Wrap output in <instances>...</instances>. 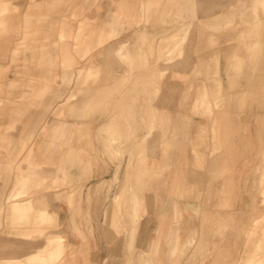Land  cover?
Returning a JSON list of instances; mask_svg holds the SVG:
<instances>
[{"label":"rangeland","instance_id":"374dc122","mask_svg":"<svg viewBox=\"0 0 264 264\" xmlns=\"http://www.w3.org/2000/svg\"><path fill=\"white\" fill-rule=\"evenodd\" d=\"M90 1L0 0V86H6L8 81L7 86L13 87L7 73L12 66L18 68V56L38 49L40 41H33L38 43L34 48L27 45L33 32L31 27L45 25L56 17L78 22L81 3ZM146 3L141 26L144 30L137 35V54L142 59L140 70L135 71L138 75L129 77L127 72L114 75L120 63L135 68L122 37L113 49L120 63H113L108 52L101 54L100 62L88 59V70H81L83 65L77 67L68 81L63 75L62 83L68 89L44 110L45 116L70 118L79 114L80 142L74 141L73 145L79 144L80 152L70 154L63 164L41 168L28 150L33 136L24 150L16 148L13 140L0 145V264H63L69 247L66 232L75 231L81 243H87L88 232L83 225L90 234L94 229L89 221L75 223L72 219H82L88 209L92 217L96 216L103 206L93 203L105 201H111L113 206L108 227L104 229L100 223L97 231L98 248L105 258L103 264H167L169 260L174 264H264V0H145ZM114 32L116 35L117 31ZM153 57L159 65L151 70ZM103 63L110 72L102 70ZM34 87L44 89L40 85ZM78 88L83 92L76 94L72 103L78 109H73L68 102ZM202 89L206 92L199 94ZM193 98L192 111L170 112L165 108L174 100L177 107H182ZM62 102L65 104L61 105ZM60 108L64 109L62 113ZM190 113L209 121V126H198L189 137L197 166L208 160L206 155L211 161L208 172L202 175L206 183L199 178V183L193 184L194 190L185 194L187 198L206 202L229 193L228 189H218L222 187L218 183L222 175L216 167L222 149L232 152L240 145L246 150L250 146L254 152L252 163L244 167L247 207L231 221L218 218L213 222L220 236L215 238L216 252L211 257L203 252V239L197 238L195 229L182 244L183 224L178 219L174 223L175 240L170 239L175 243L171 253L150 244L153 228L148 213L154 204L152 200L157 198L155 203H162L159 199L163 200L167 192L171 169L176 164L172 156L179 151ZM100 116L105 121L95 125L94 120ZM248 124L254 126L250 142L247 136L237 137L238 129L245 125L247 131ZM94 162L101 174L105 172L110 179L94 180L85 195L82 185L87 182L85 179H80L78 187L61 188L72 186V167L83 172L86 167L90 170ZM30 167L42 175L45 171L49 177L26 195L12 196L16 176ZM200 168L203 169L202 165ZM48 192L44 202L35 208V214L43 206L58 211L61 221L56 225L49 223L52 227L45 224L44 230L57 228L61 237L44 242L43 238L27 237L30 231L34 232L35 221L24 226L19 215L8 209L12 201L27 198L35 201ZM254 204L262 214L255 221H247ZM196 209L198 212L199 207ZM24 239L27 243H43L31 247L24 245ZM84 251L83 248L79 251L80 259L85 258Z\"/></svg>","mask_w":264,"mask_h":264},{"label":"crops","instance_id":"0c3cea01","mask_svg":"<svg viewBox=\"0 0 264 264\" xmlns=\"http://www.w3.org/2000/svg\"><path fill=\"white\" fill-rule=\"evenodd\" d=\"M146 5L145 0H91L88 4L86 2L81 3L77 11L80 15L78 22L63 21L61 17H56L45 25L31 27L33 32L27 41V45L34 48L38 43H33V41H40L37 45L38 49H32L18 56L16 61L18 68L14 69L12 66L7 73L8 77L14 82L13 87L7 86L8 81L6 86H0V145L10 140H16L17 136L23 133L20 127L28 123L30 128L23 133L26 135L42 117L46 105L48 106L53 101V103H56L58 96L64 94L68 89L62 83V77L66 72L75 71L77 67L85 64L88 59H92L96 63L100 62L99 58L104 52L105 55H107V52L109 53L108 57L113 60V63L115 61L119 62L113 55V49L120 43L117 42L122 37L123 42L127 44L126 48L131 54V61L135 68L127 63L119 62V66L115 67L114 72L116 73L114 75L120 76L127 72L129 77L137 76L138 74L135 71L140 70L139 63L142 61L139 54H137V35L144 30L141 26L143 16L146 13ZM63 9L65 10V8ZM80 20L82 24H80ZM36 30L40 32H35ZM114 31H117L116 35ZM60 35L66 38L61 39ZM157 64L159 65L158 61L153 57L150 61V69L152 70ZM122 66L123 71L121 70ZM102 70L110 72L105 63L102 64ZM175 70L173 68V71ZM34 85H40L44 89H37ZM193 106L194 98L182 107H177V101L174 100L165 108L170 112L178 109L186 113L184 111H192ZM193 116L192 113L189 114L188 128L186 131L183 130L184 139L182 142L185 150H179L177 155L172 156L174 158L173 162L176 164L171 169L167 192L163 194V200L159 199V202L161 200L162 203L156 204L157 198L152 200L154 204H152L148 213L151 216V227L153 228L150 244L153 247H162L164 252L171 253L170 248L174 247L175 243L170 242V239L175 240L176 227L174 223L178 219L183 224L181 227L183 230L181 234V237H183L182 244L186 243L187 239L193 235L192 232L195 229L198 232L197 238L203 239V252L211 257L216 252L213 246L216 241L215 238L220 236L213 222L218 218L224 220V222L231 221L233 217L240 214L247 207L248 195L243 190L244 167L250 166L254 152L250 149V146L246 150L240 145L232 152L222 149L216 167L217 172L219 171L222 175L221 179L218 180L219 185L222 187L217 186L219 190H221L220 188L228 189L229 193L221 194L222 198L220 199H207L206 202L202 199L187 198L185 194L189 190H194L195 186L193 184L199 183V178L206 183L205 176L202 177V175H206L208 172L211 161L209 156L206 155L205 157L208 160L200 161L199 166H197L196 154L190 149L189 137L194 134L197 127L200 125L209 126V121ZM43 119L28 146V150L32 153L37 165L43 168L46 165L63 164L70 154L80 152L79 144L77 146L73 145L74 141L80 142L79 126L82 121L78 113L70 118L48 114ZM94 121L95 125H101L105 118L100 116ZM244 126L242 125L241 129H238L237 137L242 139L247 136L248 142H250L251 138L254 137V126L248 124L247 131H245ZM74 135L76 136L74 137ZM77 156L80 157L81 155L77 154ZM245 158L247 159L244 160ZM49 159L52 162H49ZM201 165L203 169L200 168ZM88 168L86 167V171L80 172L79 169L76 170L75 167H72L70 171L72 186L61 188L69 190L78 187L81 185L80 179H85L87 182H82L85 188L83 195H85V191L94 180L101 177L110 179L108 176L106 177L105 172L101 174L95 162L90 170ZM195 180L198 182H195ZM212 185V190L215 191L217 189L216 181ZM227 203L228 205H226ZM83 205L90 206L86 203H83ZM94 205L97 207L103 206L102 210L100 209L97 214L95 213L97 217H92L93 215L89 214L88 209L84 211L82 219L80 217L72 219L75 223L89 221L93 224L94 229L93 233L90 234L89 229L83 225V229L88 232L87 243H81L79 235L75 231L68 230L66 232L69 247L62 259L63 264H103L105 258L101 256V251L98 248L97 231L100 230V223L102 227L104 224V229L105 226L108 227L107 223H110L112 219L113 205L111 201L93 203ZM197 207H199L198 212ZM63 220L68 221V219ZM81 248H83V251L87 250L84 251L86 253L84 259L79 257ZM158 252H160V249ZM167 264H174V261L169 260Z\"/></svg>","mask_w":264,"mask_h":264},{"label":"bare ground","instance_id":"6f19581e","mask_svg":"<svg viewBox=\"0 0 264 264\" xmlns=\"http://www.w3.org/2000/svg\"><path fill=\"white\" fill-rule=\"evenodd\" d=\"M101 41H102V39H101ZM100 59H101V56H100L99 60ZM90 62H94V61L92 59H90ZM87 68L89 69V65H87L85 63L81 67V70H84V69L86 70ZM73 74H74L73 71L66 72L64 74V79L66 81L71 80L72 77H73ZM82 92H83V90H80L78 88L74 93H72V95H71L72 98L69 100L68 106L70 105V107H73V109H74L76 107L75 106L76 104L72 103V101L76 99L75 96H76L77 93L81 94ZM204 92H206L205 89H202L199 94H203ZM69 96H70V94L68 95V97ZM195 101H197V96L195 97ZM53 102L48 104V106L47 105L46 106L50 107L51 105L54 104ZM63 104H65V102L61 103V105H63ZM210 107L211 106H209V108ZM76 108L78 109V106ZM67 110H69V109H67ZM63 111H64V109H61V108L59 109L60 113H62ZM44 116L45 115H42V117L34 124V126L31 127V130L28 131L26 135H24L23 133H25V131L30 128L29 124L27 123L26 125L20 127V130L23 131V133L18 135L16 140H13L15 142H12L13 145L16 148H20V150H24V148L27 146V144L29 142V139L33 136L34 132L39 127L40 123L43 121ZM61 116H63V115H61ZM25 136H27V137H25ZM182 143L180 144L179 150H182V149L185 150L184 146L182 145ZM262 160H264V159H262ZM263 163H264V161H263ZM44 173H45V171L43 172V175H42V174H40V172L35 167H30L25 173L18 174L16 176V179H15V182H14L12 196H14V197H22V196L26 195L28 193V191L31 190L32 188H37L44 180H46L49 177V176H47ZM49 175H52V174H49ZM63 190H67V189H63ZM47 194H50V193L48 192V193H46L44 195L40 194L41 196L38 197L37 199L35 198L36 199L35 201L31 200L30 198L22 199V200H18V201H12V203H11L9 209H8V210H10V212H12V213H14L16 215H19V219H20L21 223L24 226L28 225L29 223L31 224L32 222L35 221L36 224L32 227L33 228L32 231H34V232L32 233L30 231L31 230L30 229L29 230L30 232L28 233L27 237L28 236L32 237V238L35 237V239L37 238L38 240H41V238H43L44 242L46 241V239L60 238L61 237L60 233H58L59 230L57 228H56V230H54V231L51 230L50 232H48L47 230H46L47 231L46 232L44 230L45 224L53 223V224L56 225V223H59L61 221V218L59 216V212L58 211L53 210L52 208H50V206H43V207L39 208L38 213L35 214V211H36L35 208H38L44 202V199L46 198ZM255 205H257V204H254L253 205L254 208L252 210H250V213H251L250 214V218H247V221H255V219L258 218V216L262 214V213H260V211H261L260 208L255 207ZM248 214H249V212H248ZM235 228H236V226H235ZM242 228H243V226H242ZM21 230H23V229H21ZM21 230H20V232H21ZM241 230H243V229H241ZM20 236H21V234H20ZM27 240H28V238H27ZM24 241H23L24 245L25 244L26 245H30L31 247H39L43 243V241H41L42 242L41 244H39L37 242H35V243H27L25 239H24Z\"/></svg>","mask_w":264,"mask_h":264}]
</instances>
